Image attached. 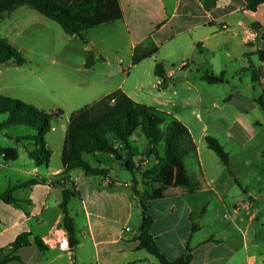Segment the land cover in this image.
Instances as JSON below:
<instances>
[{
    "label": "crops",
    "instance_id": "1",
    "mask_svg": "<svg viewBox=\"0 0 264 264\" xmlns=\"http://www.w3.org/2000/svg\"><path fill=\"white\" fill-rule=\"evenodd\" d=\"M119 2L123 17L113 25L120 24L123 30L132 67L150 59L154 60L156 66L158 56L164 49H169L170 58L180 52L183 60L188 59L186 66H180V73L188 84L194 83L191 78L198 80L199 84L209 83L202 78L205 74L222 75L223 83H229L225 75H237L242 70H248L252 78L251 66L254 65L261 68L262 76L258 82L264 88V61L259 54V51H264V3L253 11L246 7L244 0ZM255 24L259 27L256 28ZM154 50V55L134 63L135 58H143ZM96 51L105 60L103 50L97 48ZM256 57L257 62L253 61ZM165 70L170 81L174 80L176 71L166 67ZM156 78L159 85L161 79L157 76ZM235 80L234 77L236 84ZM118 89H122L137 101L123 85L111 92ZM111 92L103 94L99 99ZM162 112L170 115L169 112ZM176 120L187 126L180 118ZM246 129L255 132L253 127L242 121L233 128L240 137H244ZM28 135L35 134L13 135L10 138L19 143L17 138ZM141 137L143 136L140 134H134L132 140L141 151H145L146 140L142 141ZM138 139L141 140L142 147L137 142ZM47 147L52 151L48 141ZM35 148L34 144V148H26L24 152L18 149L19 157L16 160L6 161L0 156L3 159L0 161V194L13 185L33 178L40 181L33 186L15 190L13 203L0 199V251L8 253L13 248V242L22 233H29L30 240V245L17 251L20 259L8 264H156L153 255L145 249L137 248L136 237L140 227L137 230L130 227V223L134 215H139L141 225L140 198L135 194L133 174L121 161L115 160L111 154L104 156L102 153H95L91 156L96 166L90 164L108 170L107 176H87L80 169L73 170L70 173V182L74 184L75 196L69 201L67 211H64L61 207L62 187L57 182L64 170L62 158L60 164H54L52 151L49 164L39 166L29 156V151ZM138 158H135L137 164L141 170H145L143 166L146 162L139 163ZM196 164L208 189L197 183L199 187L194 191L182 190L172 186L168 178L165 189L160 187V194L156 193L146 199L148 212L155 220L151 233L161 251L169 260L174 261L186 255L190 248L193 254L190 264H264V251H251V242L246 235L247 228L242 230L240 225H234L231 229L222 226L218 233H211L200 239L199 234L204 230L205 223L203 218L199 219L195 214L194 199L206 190L216 193H220L219 190L225 191L224 186L229 185L231 180L220 182L217 177L209 178L204 173L205 166L199 153ZM136 179V190L144 195L148 188L139 173H136ZM248 194L250 196V192ZM244 205L248 210L246 216L250 220L259 217L260 212L251 211V201ZM242 208L238 204L230 208L231 224L237 221L235 219L241 214ZM67 217L73 220V236L64 225ZM194 225H198L197 230H193ZM64 232L69 235V251L58 248L59 237ZM232 235L236 236V241L232 239ZM37 238L42 240L46 250L43 251L37 246Z\"/></svg>",
    "mask_w": 264,
    "mask_h": 264
},
{
    "label": "rangeland",
    "instance_id": "2",
    "mask_svg": "<svg viewBox=\"0 0 264 264\" xmlns=\"http://www.w3.org/2000/svg\"><path fill=\"white\" fill-rule=\"evenodd\" d=\"M113 24L85 31L83 40L80 36L66 34L57 22L28 6L5 13L0 18V37L18 48L26 62L21 66L12 61L0 64V93L23 100L47 113L62 111L59 116L53 117V129L47 134L54 164L61 162V146L64 144L72 113L94 103L103 94L121 85L138 102L153 106L161 112H169L171 116L168 117L171 119L180 118L190 129L198 146V153L205 166L204 173L209 178L217 177L220 182L231 180L229 185L224 186L225 191L219 190L220 193H216L206 190L194 199L195 214L199 219L203 218L205 223L204 230L199 234L200 239L211 233H218L222 226L231 229L234 225H240L242 230L247 228L251 251H264V108L260 102L261 99L264 100V88L258 81L252 80L248 70H242L237 75L227 73L225 78L229 83L199 84L198 80L191 78L194 83L188 84L180 73V64L183 61L188 63V59L183 60L180 52L170 58L169 49H164L157 55V63H164L169 70L174 69L176 75L170 81V87L160 88L154 74V60L132 67L123 30L120 24ZM97 48L103 50L105 60L97 53ZM89 55H93V66H86ZM253 61L257 62L258 58ZM7 118L8 114L0 113V124ZM241 121L253 127L255 132L247 128V131L244 130V137H240L233 128ZM36 133L29 126H9L0 129V143L24 152L26 148H34V142L24 140L18 143L10 136ZM207 135L216 137L229 152L233 174L215 152L208 148L205 141ZM141 139L145 141L143 137ZM137 142L142 147L141 140L138 139ZM91 155H84V159L96 166ZM0 161H3L1 157ZM138 161L146 162L144 169L155 163L153 158L139 157ZM183 167L193 176L195 183L207 188L194 157L187 158L185 164L176 165L169 173L172 186L188 191L181 187V179L186 181L187 177L179 170L182 171ZM164 185L165 183L154 181L153 193L160 194V187L165 189ZM147 188L149 189L148 186ZM246 188L248 191H245ZM250 201L251 211L260 212L257 219L250 220L246 216L248 210L244 203ZM234 204L243 208L237 219L232 216L237 221L231 224L230 208ZM139 218V215H134L130 227L138 230ZM235 238L232 235V239ZM155 262L158 264L156 259Z\"/></svg>",
    "mask_w": 264,
    "mask_h": 264
},
{
    "label": "trees",
    "instance_id": "3",
    "mask_svg": "<svg viewBox=\"0 0 264 264\" xmlns=\"http://www.w3.org/2000/svg\"><path fill=\"white\" fill-rule=\"evenodd\" d=\"M249 10H256L264 3V0H244ZM28 6L47 18L57 22L64 32L71 36H82L87 30L101 25L112 24L123 17L119 0H0V18L14 9ZM258 28L259 25L255 24ZM264 38V34L262 35ZM156 50L151 51L143 58H135L134 63L152 56ZM264 61V51H259ZM248 55V54H247ZM12 61L21 66L26 62L21 51L0 37V64ZM93 55L87 58L86 66L94 64ZM252 78L259 81L262 76L260 67L251 66ZM155 75L161 79L160 88H166L169 77L165 67L161 63L155 66ZM203 80L211 83H223L224 78L205 74ZM264 108V100L261 99ZM0 113L8 114V118L0 124V129L13 125H25L37 131L35 135L17 138V141H33L36 145L34 150L29 151V156L39 166L49 164L52 151L47 147L46 136L53 129L52 119L59 116L62 111L47 113L23 100L12 98L0 93ZM134 134H140L146 140V149L141 151L132 140ZM209 149L215 152L221 162L232 173L230 154L221 142L211 135L205 137ZM162 148V149H161ZM106 153L111 154L115 160H119L133 174L135 194L139 196L142 210L140 231L136 237L138 249H145L153 255L159 264H190L193 258L192 249H188L186 255L177 260H169L158 246L151 233L154 218L148 212L147 197L155 196L153 193V182L166 183L168 175L178 164H185L187 158H198V147L187 126L176 119H171L168 114L141 102L135 101L122 89H118L102 97L94 103L72 113L66 131L62 150L63 172L59 175L58 184L62 187L61 207L67 211L69 201L75 196L74 184L70 182V173L75 169L82 170L87 176H107L108 170L94 167L84 159L86 154ZM264 155V151H263ZM0 156L6 161L16 160L19 151L14 147H4L0 143ZM153 158L155 163L148 169L141 170L135 158ZM185 166V165H183ZM180 172L186 174V181L182 180L181 187L188 190H196L199 187L191 175L183 167ZM187 172V173H186ZM139 173L146 186L147 193L140 194L136 190ZM182 177V175H181ZM40 181L33 178L29 181L13 185L6 192L0 194V199L7 203L15 202L13 192L20 188L30 187ZM64 225L68 233L74 235V224L70 217L64 219ZM194 225L193 230H197ZM36 244L41 250H46L41 239H36ZM30 245L29 233L20 234L12 244L8 253L0 251V264H8L19 260L17 251Z\"/></svg>",
    "mask_w": 264,
    "mask_h": 264
},
{
    "label": "built area",
    "instance_id": "4",
    "mask_svg": "<svg viewBox=\"0 0 264 264\" xmlns=\"http://www.w3.org/2000/svg\"><path fill=\"white\" fill-rule=\"evenodd\" d=\"M187 65V62H182L181 67H184ZM58 248L63 251H69L71 248L70 245V239L69 235L64 232L60 235L59 240H58Z\"/></svg>",
    "mask_w": 264,
    "mask_h": 264
}]
</instances>
